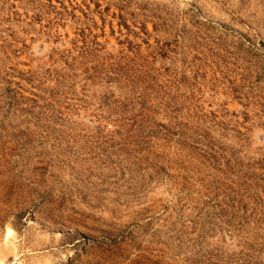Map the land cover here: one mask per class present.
<instances>
[{
  "label": "rangeland",
  "instance_id": "obj_1",
  "mask_svg": "<svg viewBox=\"0 0 264 264\" xmlns=\"http://www.w3.org/2000/svg\"><path fill=\"white\" fill-rule=\"evenodd\" d=\"M0 264H264V0H0Z\"/></svg>",
  "mask_w": 264,
  "mask_h": 264
}]
</instances>
